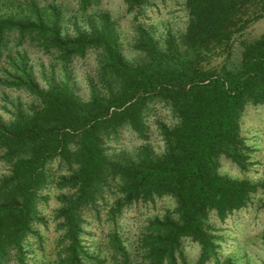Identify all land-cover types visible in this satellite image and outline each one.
Returning <instances> with one entry per match:
<instances>
[{"label": "trees", "instance_id": "trees-1", "mask_svg": "<svg viewBox=\"0 0 264 264\" xmlns=\"http://www.w3.org/2000/svg\"><path fill=\"white\" fill-rule=\"evenodd\" d=\"M79 1L83 11L99 2ZM258 1L184 0L188 20L179 36L159 39L137 27L134 47L142 58L136 63L124 59L115 21L106 12L98 13L87 30L74 27L68 36L56 5L18 0L13 9L4 1L0 87L27 91L36 102L27 111L16 108L8 120L0 117V159L9 167L0 177V264H33L32 245L42 243L40 230L49 220L40 206L54 188L68 194L51 214L59 233L52 264L107 261L86 245L84 216L100 227L104 218L113 222L106 233L111 264H139L117 230V219L125 207L164 196L175 201L174 211L144 227L137 242L146 260L141 264H179L187 238L200 246L196 264L217 257L219 237L207 225L209 214L224 220L264 190V182L230 179L218 171L222 155L246 166L244 152L250 148L243 143L240 118L247 104H264V33L240 38L234 56L237 35L264 17L251 11ZM124 2L132 11L148 0ZM24 44L55 54L62 77L51 76L41 87ZM89 51L96 52L98 68L89 97L82 100L70 86L67 66ZM158 101L178 119L161 127L163 151L142 146L133 157L110 153L105 142L122 129L144 135L149 105ZM56 161L62 173L54 178L50 165Z\"/></svg>", "mask_w": 264, "mask_h": 264}, {"label": "rangeland", "instance_id": "rangeland-1", "mask_svg": "<svg viewBox=\"0 0 264 264\" xmlns=\"http://www.w3.org/2000/svg\"><path fill=\"white\" fill-rule=\"evenodd\" d=\"M7 1L9 8H15L18 0H0V7ZM39 5L54 4L61 11L63 20V33L72 36L74 27L87 30L91 22H95V16L100 12H106L115 21V27L119 33V44L124 59L129 63H136L142 58V54L135 49L137 27L142 25L156 38L162 39L168 34L179 36L186 28L188 13L184 0H148L140 9L127 10L124 0H99L89 6L85 11L81 10L79 0H37ZM252 8L253 14H264V0ZM264 33V17L252 22L246 29L240 32L234 42V56L240 50L239 39H251ZM28 56V64L32 68L41 87L47 86L51 76L55 80L63 75L59 62L55 61V54H46L35 46L24 44ZM3 67V59H0V69ZM70 72V86L75 94L82 100L89 97L90 79L95 80V71L98 68L97 54L89 51L85 56L76 58L67 66ZM96 81V80H95ZM36 101L29 92L0 87V117L8 120L12 117L16 108L30 109ZM144 135L139 136L129 128L122 129L117 137L105 142L110 153H124L133 157L142 146H148L154 153L159 154L165 147V141L161 133L162 125L172 126L178 119L163 101L151 103L147 110ZM241 137L243 143L250 148L247 155L246 166L240 167L230 158L222 155L219 158L220 174L230 179H249L254 183L264 182V104H247L240 118ZM1 154V153H0ZM52 176L60 175L61 169L58 162L50 165ZM9 173V167L0 159V177ZM47 202L40 206L42 213L48 216L47 228H42V243L33 244L32 252L35 253L33 264H52L57 258L54 244L59 233L56 232V224L52 215L54 210L60 207L63 195L68 190L51 189L47 193ZM175 201L169 196L155 198L153 202H140L123 208V214L117 219V230L120 233L132 260L141 264L143 260L137 242L144 232L148 221L155 217H163L167 212H173ZM104 213H102V216ZM84 241L89 244L90 251L96 256L107 260L103 264H111L109 251L107 250V231L113 222L100 227L99 222L84 216ZM207 225L214 229L219 237L217 257L210 258L203 264H264V190L259 189L250 196L244 207L220 220L214 212L209 214ZM184 261L179 264H196L200 258V246L190 238L184 239L181 246ZM10 264H14L11 262Z\"/></svg>", "mask_w": 264, "mask_h": 264}]
</instances>
